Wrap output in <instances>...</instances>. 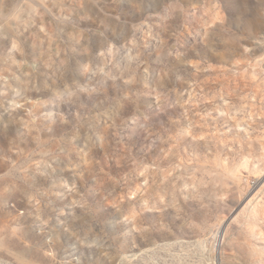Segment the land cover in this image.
<instances>
[{
    "label": "rangeland",
    "instance_id": "1",
    "mask_svg": "<svg viewBox=\"0 0 264 264\" xmlns=\"http://www.w3.org/2000/svg\"><path fill=\"white\" fill-rule=\"evenodd\" d=\"M0 264H264V0H0Z\"/></svg>",
    "mask_w": 264,
    "mask_h": 264
}]
</instances>
